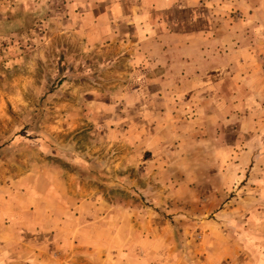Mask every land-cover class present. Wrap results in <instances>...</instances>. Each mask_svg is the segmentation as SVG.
<instances>
[{
    "label": "rangeland",
    "instance_id": "rangeland-1",
    "mask_svg": "<svg viewBox=\"0 0 264 264\" xmlns=\"http://www.w3.org/2000/svg\"><path fill=\"white\" fill-rule=\"evenodd\" d=\"M236 1L177 83L142 0H0V264H264V0Z\"/></svg>",
    "mask_w": 264,
    "mask_h": 264
},
{
    "label": "crops",
    "instance_id": "crops-1",
    "mask_svg": "<svg viewBox=\"0 0 264 264\" xmlns=\"http://www.w3.org/2000/svg\"><path fill=\"white\" fill-rule=\"evenodd\" d=\"M142 2H139V7L135 9V15L138 22L146 21L149 28L146 31L141 30L144 37L139 35L136 48L141 53L147 54L153 49L156 52L171 51L172 55L174 53L177 57L176 66L179 68V72L173 78L174 81L177 83L189 80L194 83L201 81L203 79L201 74L196 75L199 60L205 63L210 61L208 65L212 64L213 61L209 57L213 58L212 54L225 51L222 48L227 44L222 42L227 30L218 26L215 17L223 19L227 12L236 11L239 3L236 0H148V3ZM111 5L107 17L101 15L98 9L95 14L97 16L93 20L100 21L108 18L111 21L112 18V20L117 18L118 5L114 3ZM248 7L251 6L248 5ZM203 12H205L204 15L201 14ZM200 15L207 17L209 21L203 22ZM146 16L155 18L159 21V25L151 24V20H148ZM169 17L172 21L167 19ZM152 27L160 28V30L153 31ZM240 47L235 44L233 49L240 52Z\"/></svg>",
    "mask_w": 264,
    "mask_h": 264
}]
</instances>
